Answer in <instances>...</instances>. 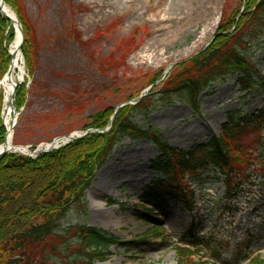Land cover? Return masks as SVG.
Returning a JSON list of instances; mask_svg holds the SVG:
<instances>
[{
	"label": "rangeland",
	"instance_id": "1",
	"mask_svg": "<svg viewBox=\"0 0 264 264\" xmlns=\"http://www.w3.org/2000/svg\"><path fill=\"white\" fill-rule=\"evenodd\" d=\"M21 1L36 31L38 60L14 129L17 146L38 147L84 133L97 112L134 105L140 95H146L142 109L127 117L170 147L186 151L218 135L228 113H250L263 105L260 88L239 92L234 75L208 85L198 96L196 109L181 93H169L173 87L167 84L179 75L187 77L191 59L216 35L223 13H240L245 0ZM68 29L79 33L82 43L91 44L81 46ZM7 33L0 18V61ZM259 33L250 41L246 36L247 46L241 48L263 76L264 28ZM119 58L122 65L100 72L99 63ZM27 76L25 70L24 79ZM109 127L92 148L99 152L92 157L90 149L85 159L88 165L81 177L90 174L79 188V200L72 201L59 222L57 235L66 234V239L51 237L46 251L64 245L72 250L75 229L88 226L124 243L108 248L105 264H178L174 247L192 222L204 242L197 250L184 245L194 253L189 264H237L239 249L250 259L242 264H252L258 257L264 262V130L229 142L234 175L228 188L232 185L233 190L227 188L226 176L206 172L190 186L188 205L147 198L145 188L157 178L150 169L157 148L149 140H133L127 134L111 139L114 129L109 132ZM103 149L106 154L100 156ZM128 158V169L120 173ZM110 167L116 171L107 174ZM156 227L157 232H149ZM140 239L145 242L126 243ZM51 262L67 264L62 255Z\"/></svg>",
	"mask_w": 264,
	"mask_h": 264
},
{
	"label": "trees",
	"instance_id": "2",
	"mask_svg": "<svg viewBox=\"0 0 264 264\" xmlns=\"http://www.w3.org/2000/svg\"><path fill=\"white\" fill-rule=\"evenodd\" d=\"M4 3L16 14L24 35L21 54L28 78L17 87L14 98L15 108L20 112L26 106L30 88L28 82L34 78L37 69L36 31L21 0H4ZM242 12L238 20L239 11L234 16L228 12L223 13L214 42L191 59L189 63L191 72L187 77L181 78L179 75L171 80L172 82H167L173 87L169 93H181L196 109L197 98L208 85L218 78L234 75L239 92L246 94L258 87L264 94V75L258 73L241 48L247 46L246 36L250 41L255 34H260L261 28H264V0H245V9ZM0 18L8 30L6 46L0 61L1 79L10 63L7 50L14 39V31L7 19L1 15ZM253 26L258 29H253ZM230 31L231 34L227 35L226 33ZM70 34L75 41L82 44L81 46L91 44V42L82 43L79 33L73 29H68V35ZM97 37L98 34L95 39ZM122 62V58L107 59L99 63L98 68L104 73L108 69L112 70L122 65ZM198 74L200 78L196 77ZM70 99L73 103L76 100L73 97ZM1 101L2 96L0 145L6 134L1 120ZM143 101L144 99L141 98L135 105H125L115 114V108H106L97 112L90 118L92 123L85 129V131L89 129L96 131L58 150L42 153L34 159L19 154H7L0 160V264H57L52 263L51 259L61 255L66 259L67 264H105L109 255L108 248L124 244L101 229L78 226L74 232L76 243L72 250L66 245L45 250L51 237L66 239V234L57 235L59 222L70 210L72 201L79 200L82 193L79 188L82 189L83 185H86L90 174L89 172L88 175L81 177L82 171L88 165L85 159L109 125V132L114 129V133L110 135L111 139L127 134L133 140H149L157 148L158 156L150 163V169L157 178L145 188V196L151 201L171 199L188 205L189 200L192 199L189 198L190 195L192 196L189 191L190 186L197 183V179L203 173L211 172L226 176L224 182L228 188L229 179L234 175L230 165L232 162L230 141H235L246 133L256 134L264 130L263 101L262 107L250 113H228L218 135L211 137L207 143L194 145L186 151L178 150L170 147L151 130L136 127L131 122V118L127 117L128 113L140 111ZM90 151L92 157L99 152L97 149ZM100 154L104 156L106 150H101ZM184 179H187L186 184L183 183ZM185 186H188L187 192ZM231 187L228 189L233 190L232 185ZM71 195L73 198L70 200ZM158 229L159 227H156L149 232L155 233ZM203 240V237L196 235L194 223L188 224L180 236L179 244L174 247L178 264H189L188 258L190 254H194L184 245L197 250L203 248ZM144 242L140 239L126 243L136 245ZM237 254L239 255L237 264L250 261L249 256L242 253V250L239 249ZM252 264H264V262L258 257Z\"/></svg>",
	"mask_w": 264,
	"mask_h": 264
},
{
	"label": "bare ground",
	"instance_id": "3",
	"mask_svg": "<svg viewBox=\"0 0 264 264\" xmlns=\"http://www.w3.org/2000/svg\"><path fill=\"white\" fill-rule=\"evenodd\" d=\"M0 11L4 14V16H8L11 19L14 20L15 16L12 12V10L10 8H8L4 3H2V0H0ZM19 43H20V34L18 31L15 30V36L13 41L9 44L8 46V54L9 56H11V77L10 78H3L2 80H0V88L3 91V96H4V100H3V117H4V122L6 125V129H7V138H6V142L8 145V148L11 151H20V152H27L24 149H19L16 148L17 145L14 144L13 142V136H14V130L11 129V125L13 123V110L10 106V98L11 95L13 93V90L15 88V86H18L19 84H21L24 81L25 78V70H24V61L23 58L18 50L19 47ZM77 133H73V135H75ZM65 142H67L66 139H57L55 140V143L53 144L54 146H60L62 144H64ZM50 143L48 144H44L42 146H40V148H47L50 147ZM128 159H126V161L128 162V164L125 166H122L120 168V173L125 172L128 167H129V163L130 161H128ZM126 168V169H125ZM116 171L114 170V168L110 167L109 169H107V174H109L110 172ZM98 193V192H97Z\"/></svg>",
	"mask_w": 264,
	"mask_h": 264
},
{
	"label": "water",
	"instance_id": "4",
	"mask_svg": "<svg viewBox=\"0 0 264 264\" xmlns=\"http://www.w3.org/2000/svg\"><path fill=\"white\" fill-rule=\"evenodd\" d=\"M2 3H4V0H2ZM0 14L2 16H4V14L0 11ZM14 14V13H13ZM15 18L14 20L11 19L10 17L8 16H4L5 18H7V20L9 21V23L12 25V27L14 28V30L18 31L19 34H20V43H19V47H18V50L19 52L21 53V48H22V45H23V42H24V36H23V32H22V29H21V26L17 20V17L16 15L14 14ZM216 37L214 36L211 41L204 47L203 50H205L215 39ZM168 69L166 70L165 73H167ZM10 78L11 77V56H10V65H9V68L4 76V78ZM16 87L14 88L13 90V93L11 95V98H10V106L13 110V114H14V119H13V123L11 125V129L14 130L15 126H16V121H17V117H18V113L16 112L15 110V107L13 105V100H14V96H15V92H16ZM123 105H119L117 106L116 110H118L119 108H121ZM2 120H3V124L4 126L6 127L5 125V122H4V117H2ZM89 133H91V131H86L85 133H77L75 135L73 134H69V135H65L63 137H59V138H56L54 139L51 143H50V147H47V148H40V147H37L34 151H31L30 150V147L28 146H16V148H19V149H24L26 150L27 152H20V151H11L9 148H8V145H7V142H6V138H7V129H6V135H5V138H4V142L3 144L0 146V160L7 154L9 153H18L20 155H24V156H29V157H32V158H36L38 157L40 154L42 153H47V152H50L52 150H55V149H58L59 147L61 146H65L67 145L68 143L74 141V140H80L82 138H84L85 136H87ZM57 139H66L67 142H65L64 144L60 145V146H54L53 144L55 143V140Z\"/></svg>",
	"mask_w": 264,
	"mask_h": 264
}]
</instances>
